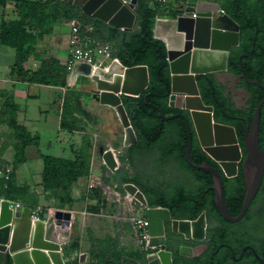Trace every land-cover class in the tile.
<instances>
[{"label": "trees", "instance_id": "obj_1", "mask_svg": "<svg viewBox=\"0 0 264 264\" xmlns=\"http://www.w3.org/2000/svg\"><path fill=\"white\" fill-rule=\"evenodd\" d=\"M196 1L137 0L135 6L136 26L132 31H125L88 16L82 13L79 7L62 0H0L2 7L12 3L16 15L15 19L0 21V45L13 48L14 61L10 72L19 80L66 87L69 72L65 65L53 58L40 57L35 48L37 41L51 32L52 25L63 19L68 22H77L81 36L87 35L96 42L108 43L112 47L111 57L117 58L124 66L146 65L149 82L145 90L139 96L122 95L121 98L137 137V141L131 144L128 150L141 155L147 154L160 143L166 131L171 130L176 136V141L169 143L161 159L174 157L184 170L192 174L198 186L193 190H186L182 186L176 187L171 194L167 195L160 186L149 187L134 177H124L122 183H134L146 197L148 206L169 208L173 218L194 219L202 211H205L206 219L214 224L209 231L213 233L214 239L218 243L228 237V230L234 224L223 220L218 215L214 207L213 191L210 189L212 180L209 174L191 168L183 159V149L187 143L184 119L175 117L164 120L160 115L176 113L187 115V111L168 106L170 74L166 49L164 42L155 38L152 32L155 18H172L176 15L174 9L178 4L193 5ZM208 1L216 2L220 9L239 25V44L232 47L229 52L228 71L232 74H244L248 80H257L264 85V0ZM31 59L40 61L35 70L25 67L27 61ZM195 79L203 103L212 106L214 121L232 126L241 146L245 120H251L254 107L262 98L264 91L259 86L248 84L243 80L242 86L250 94L247 101L249 108L243 107L237 110L226 99L221 84L213 73L196 75ZM75 86L67 88L61 102L59 126L61 129L70 131L79 128L80 119L76 118L75 113L77 111L85 113L81 108L80 101L83 96L89 95L88 92L76 90ZM2 114L7 115V124L15 130L16 134L17 142L13 145L15 154L12 161V169H14L24 161L25 147L37 144V137L30 135L23 126L16 123V106L7 103ZM190 128L192 131V127ZM192 136L191 161L196 164L203 161L212 163V159L200 148L193 132ZM258 137L259 148L264 150V103L260 109ZM84 142L86 144L83 145L81 153L74 160L40 154L43 162L40 185L45 199L46 191L53 190L52 192L60 200L58 208H62L63 202L67 201L71 186L76 179L88 173L89 154L87 148L90 146V142L88 140ZM4 148L5 146L1 143L0 154ZM223 184L227 211L231 216H234L241 208L245 191L240 169L236 176L224 177ZM0 197L29 207H35L40 203L37 194L29 192L27 186H20L16 183L13 172L8 174L7 179L3 177L0 179ZM260 200H262L264 208V174L260 189L252 200L251 206H256ZM42 209L45 210V207ZM76 248L77 243H73L71 249ZM215 248L216 245L210 247L209 257L205 258L203 264H226L224 257L217 260L213 258ZM66 253L67 251L64 256ZM110 259L113 258L97 257L98 264L121 263V258L118 262ZM0 264H12L10 257H3L0 253Z\"/></svg>", "mask_w": 264, "mask_h": 264}, {"label": "water", "instance_id": "obj_2", "mask_svg": "<svg viewBox=\"0 0 264 264\" xmlns=\"http://www.w3.org/2000/svg\"><path fill=\"white\" fill-rule=\"evenodd\" d=\"M62 1L72 3L82 13L120 30L132 31L137 23V0ZM174 12L176 15L172 18H155L152 32L155 38L164 42L166 49L170 74L168 106L186 110L187 115H160L164 120L175 117L184 119L187 143L183 149V159L191 168L210 175L214 207L223 220L234 223L246 214L260 189L264 174V150L258 145V125L264 94L254 107L251 121L245 120L240 146L232 126L214 121L212 106L203 103L195 79L196 75L213 73L220 82V77L227 74L229 52L239 44V25L226 13H221L216 2L197 0L194 5L175 8ZM75 24L78 25L77 22ZM228 77L235 82L244 80L257 85L264 91L262 83L248 80L244 74H228ZM78 79L89 81L91 99L115 111L123 128L122 145L127 147L135 143L137 137L121 98L122 95L136 97L145 90L149 82L147 66L126 67L119 60H111L102 66L76 61L68 73L66 84L74 85ZM243 91L250 97L245 89ZM190 127L194 130L200 148L217 163L221 172L205 161L199 164L191 161L193 136ZM99 154L107 174L113 173L117 162L112 151L104 150L101 146ZM239 169L245 191L239 212L231 216L226 207L222 176L234 177ZM123 189L144 212L149 244L154 246L150 253L137 250L141 256L132 258L134 263L173 264L172 253L167 247L168 243L172 244L175 240H167L166 230L185 240H203L208 226L205 211L194 219L173 218L169 208L148 206L146 197L135 184L125 183ZM30 213L29 206H13L9 200L0 199V253L3 257L9 256L12 264H97L95 260H87L85 253L79 254L77 259L64 258L62 244L54 229L68 226L70 212L56 210L52 223H45L41 219L32 221ZM191 251L190 247L179 248L181 255L189 256ZM259 262L264 264L262 259Z\"/></svg>", "mask_w": 264, "mask_h": 264}, {"label": "crops", "instance_id": "obj_3", "mask_svg": "<svg viewBox=\"0 0 264 264\" xmlns=\"http://www.w3.org/2000/svg\"><path fill=\"white\" fill-rule=\"evenodd\" d=\"M12 11V3L6 4L5 7L0 6V21L2 19H15L16 15ZM70 32V22L63 19L56 21L52 25L51 32L44 35L36 43L35 48L39 56L42 58H53L64 64L69 54L68 38ZM13 61V48L0 45V144L2 143L5 146L0 154V179L4 176L5 169L9 168V173L13 172L18 185H25L29 192L37 194L40 198V203L37 206H41L40 204L46 205V214L41 215L42 219L46 218L45 223L54 221V214L48 219V211L54 213L56 210L70 212L71 219L67 223L68 226L65 227L69 229L56 227L54 230L60 241H69L65 247L70 249L72 255L85 253L87 260H95L97 264V257L105 259L112 257L113 259L110 260L117 262L121 258V263L127 258L133 257L136 254L135 250H138V248L132 222L130 221L133 211H131V208L134 209L133 215H145L137 205L125 197L127 193L123 189V184L132 182L122 183V179L124 177H134L149 187L160 186L167 195L171 194L174 188L180 186L186 190H193L198 186V183L190 172L184 170L175 161L174 157L165 160L161 159L164 149L160 143L163 138L150 151L157 149L159 162L161 164L174 163L177 166L178 173H171L167 183H154L151 185L149 184V179L143 181L136 174L128 175L124 168L118 167L112 148L120 149L121 154H119L118 159L126 163L125 169L131 164V155L134 152L128 150L130 145L127 147L122 145L123 128L111 107L100 105L91 99L89 95L83 96L80 101L81 108L87 114L90 112L91 117L77 111L75 116L80 119L78 122L79 128L72 131L61 129L59 121L62 97L67 88H72L75 84H66V87H61L21 81L10 72ZM39 64V60L31 59L27 61L25 67L35 70ZM79 80H77L75 86L76 90L89 91V87L78 86ZM7 103L16 106V123L23 126L30 135L37 137V144L25 147L24 161L14 169H12V161L15 154L13 145L17 142L16 134L15 130L7 124V115L2 114ZM93 110L96 111L94 112ZM104 114H107L110 120L111 124H108V126L99 119V115ZM109 126H112L113 129ZM104 135L112 140V145L109 147L117 162L116 170L110 174H107V169L99 154V147L102 144L97 142L98 137ZM45 136L46 139L48 138L46 151L40 148L41 140ZM90 139L92 140V146ZM85 140L90 142V146L87 148V153L89 154L88 173L85 176L78 177L72 184L69 197L67 198L70 203L67 201L63 202V207L58 208L57 205L60 204V200L52 192L53 190L46 191V199L44 197L43 189L40 185L43 168L40 154L74 160L81 153L83 145L86 144ZM173 141H176L175 135ZM120 156H122V159H120ZM31 169L34 170L35 174H29ZM179 174H188L191 182H196L195 185L190 186L181 183L172 186L171 183L178 179ZM91 183L93 186L89 187ZM0 199L3 198L0 197ZM73 243H77L76 249H71Z\"/></svg>", "mask_w": 264, "mask_h": 264}, {"label": "flooded vegetation", "instance_id": "obj_4", "mask_svg": "<svg viewBox=\"0 0 264 264\" xmlns=\"http://www.w3.org/2000/svg\"><path fill=\"white\" fill-rule=\"evenodd\" d=\"M226 73L220 77V82L216 79L221 84L226 99L237 110L243 107L249 108L247 101L250 97L243 91L245 89L242 86L243 80L235 82L228 77V74L233 76L240 74H232L228 69H226ZM192 132L194 133L193 128ZM210 164L220 171L216 162L212 160ZM223 178L224 176H222V181ZM192 183L195 184L196 182L193 181ZM207 223L208 226L201 241L185 240L181 236L171 234L170 231L166 230L167 240H175L172 244L168 243L167 247L172 253L173 264H203L205 258L209 257L208 251L213 245H216L212 255L213 258L217 260L220 257H224L226 264H260L259 259L264 261V223L255 220L251 204L246 214L239 221L233 223L234 226L228 230V237L222 242L217 243L213 233L209 231L214 226L213 222L207 220ZM182 246L190 247L192 249L191 255L179 254V248ZM135 252L136 254L133 257L127 258L121 264H136L132 258H140L141 254L137 250Z\"/></svg>", "mask_w": 264, "mask_h": 264}, {"label": "rangeland", "instance_id": "obj_5", "mask_svg": "<svg viewBox=\"0 0 264 264\" xmlns=\"http://www.w3.org/2000/svg\"><path fill=\"white\" fill-rule=\"evenodd\" d=\"M203 1L212 2V1H208V0H203ZM178 5H179L178 7H180V5H182V4H178ZM188 5H190V4H184L182 6L184 7V6H188ZM193 5H194V3H193ZM176 8H177V6H176ZM12 12H14V11H12ZM78 86L79 87L84 86L86 88V87H90V83L88 80L80 79L78 82ZM87 92L89 94V91H87ZM93 111L95 112L96 110H93ZM88 114L84 113L85 116L91 117L90 112H88ZM99 119H100V121L105 122L107 124V126H108V124L109 125L111 124L107 114L99 115ZM109 127L111 129H113L112 126H109ZM47 139L45 136L41 140V144H40V148L44 149L45 151H46ZM173 140H174L173 132L171 130H167L160 144L163 147V149L165 150V148ZM90 142H91V146H92V140L91 139H90ZM97 142L102 144V146L106 149H110L109 146L112 145V140L108 139V137H106L105 135L98 137ZM33 149H35V148H33ZM112 151L114 152L115 157L117 159L118 167L124 168V170L130 176L136 174L143 181L146 179H149L150 185L154 184V183L164 184V183L168 182V179H169V176L171 173H173V174L178 173L177 172V166L174 163H172V162L168 163L167 162L165 164H161L159 162V153H158L157 149H154V150L148 152L147 154H142V155L140 153H133L131 155V164H129L128 167H126L127 169H125V166H127L126 163H124L118 159L119 154H121L120 149L112 148ZM172 170H174V172H172ZM31 173H32V175L35 174L33 169H31L29 171V174H31ZM181 183H184V184H187L190 186L195 185L191 182L188 174H179L178 179L176 181H173L171 184H172V186H175V185H179ZM40 205L42 206V207H40L42 210L41 215H43L44 213H46V209L44 210L42 208L43 207L46 208V205H43V204H40ZM253 213H254L256 221H260V222L264 223V208H263L262 200L258 201L256 206L253 207ZM65 229L67 230L69 228H65ZM68 242L69 241H67V240L62 242L63 253L65 254V251H67L64 258H66V259H77L78 254L72 255V252L69 250V248L65 247L68 244Z\"/></svg>", "mask_w": 264, "mask_h": 264}, {"label": "built area", "instance_id": "obj_6", "mask_svg": "<svg viewBox=\"0 0 264 264\" xmlns=\"http://www.w3.org/2000/svg\"><path fill=\"white\" fill-rule=\"evenodd\" d=\"M220 12L223 13L224 11L220 9ZM70 23L71 32L68 38L69 54L64 62L65 68L68 72L76 61L91 64L93 66H102L105 63H109L111 60H118L117 58L111 57V46L108 43L96 42L92 37L87 35L81 36L78 25L75 24V21H71ZM9 171V168L5 169L3 176L4 179H7ZM91 186H93L92 183L89 184V187ZM125 197L131 201V197L128 194H126ZM12 205L18 206L21 204L12 203ZM40 207L41 206H35L31 208L30 219L32 221L37 219L44 220V222L46 221V218L42 219V210ZM131 211L132 215L130 216V221L132 222L133 231L137 239V248L142 252L150 253L153 251L154 246L149 244L147 220L145 216L133 215L134 209L131 208ZM45 214L46 213L43 215ZM47 214L49 219L54 212L48 211ZM60 242L62 243L63 240Z\"/></svg>", "mask_w": 264, "mask_h": 264}]
</instances>
